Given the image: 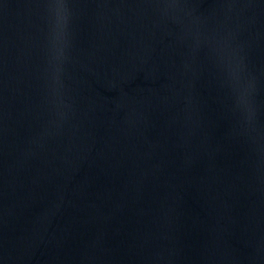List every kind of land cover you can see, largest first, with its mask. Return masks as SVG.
I'll list each match as a JSON object with an SVG mask.
<instances>
[{"label":"water","instance_id":"95a60500","mask_svg":"<svg viewBox=\"0 0 264 264\" xmlns=\"http://www.w3.org/2000/svg\"><path fill=\"white\" fill-rule=\"evenodd\" d=\"M0 264H264V0H0Z\"/></svg>","mask_w":264,"mask_h":264}]
</instances>
